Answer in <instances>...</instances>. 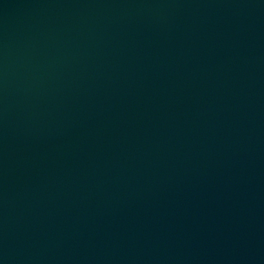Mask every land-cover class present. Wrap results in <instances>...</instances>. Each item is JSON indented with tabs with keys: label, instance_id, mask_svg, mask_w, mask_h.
<instances>
[{
	"label": "water",
	"instance_id": "water-1",
	"mask_svg": "<svg viewBox=\"0 0 264 264\" xmlns=\"http://www.w3.org/2000/svg\"><path fill=\"white\" fill-rule=\"evenodd\" d=\"M0 264H264V0H0Z\"/></svg>",
	"mask_w": 264,
	"mask_h": 264
}]
</instances>
